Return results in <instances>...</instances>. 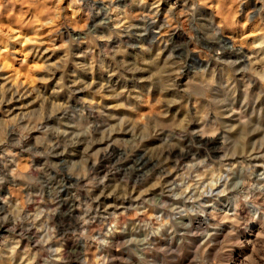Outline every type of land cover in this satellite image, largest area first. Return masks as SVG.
Segmentation results:
<instances>
[{"label": "clouds", "instance_id": "obj_1", "mask_svg": "<svg viewBox=\"0 0 264 264\" xmlns=\"http://www.w3.org/2000/svg\"><path fill=\"white\" fill-rule=\"evenodd\" d=\"M0 264H264V0H0Z\"/></svg>", "mask_w": 264, "mask_h": 264}, {"label": "rangeland", "instance_id": "obj_2", "mask_svg": "<svg viewBox=\"0 0 264 264\" xmlns=\"http://www.w3.org/2000/svg\"><path fill=\"white\" fill-rule=\"evenodd\" d=\"M213 67H215V65H213Z\"/></svg>", "mask_w": 264, "mask_h": 264}]
</instances>
